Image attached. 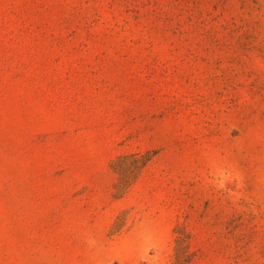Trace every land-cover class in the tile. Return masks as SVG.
<instances>
[{
	"label": "rangeland",
	"instance_id": "374dc122",
	"mask_svg": "<svg viewBox=\"0 0 264 264\" xmlns=\"http://www.w3.org/2000/svg\"><path fill=\"white\" fill-rule=\"evenodd\" d=\"M0 264H264V0H0Z\"/></svg>",
	"mask_w": 264,
	"mask_h": 264
}]
</instances>
